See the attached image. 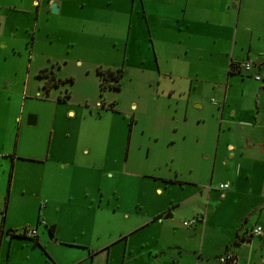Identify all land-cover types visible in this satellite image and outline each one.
Wrapping results in <instances>:
<instances>
[{"label": "crops", "instance_id": "0c3cea01", "mask_svg": "<svg viewBox=\"0 0 264 264\" xmlns=\"http://www.w3.org/2000/svg\"><path fill=\"white\" fill-rule=\"evenodd\" d=\"M131 2L132 18L125 35L123 9L119 15L125 0H0V181L8 178L7 197L0 203V264H11L17 255L22 256L19 258L26 264H110L111 244L105 242L94 249L88 244L87 237H91L94 224L95 234L101 238V227L108 224L112 215L121 227L118 240L122 242L121 264H213L209 256L202 257L201 251L197 260L191 262L181 249L188 243L187 238H178L177 242V236L173 235L176 236L174 240H164L159 228L154 226L164 224V215L170 219L175 216L172 211L180 203L164 192L169 184L179 182L184 185L183 182L154 173L140 177L125 164L120 172L130 169L128 172L138 181L149 179L151 182L127 192L124 190L129 180L112 182L115 185L112 188L121 190L114 198L103 191V186L114 178L103 173L110 162L105 154L107 145L103 148L100 143L105 130L84 129L82 140L93 143V149L82 148L79 152L75 143L59 138L53 121L57 116L51 113L55 130L46 145L40 142L28 148L22 136L20 147L17 141L12 145V133L14 129L19 132V123L33 127L40 118L36 110L25 116L23 112H13L16 100L21 102L28 87L33 66L31 53L36 42L52 44L59 41L64 29L84 32L87 23L91 24L98 16L101 20H96L97 24L103 22L106 29L109 14L105 10L109 7L118 8L116 15L112 11L111 30L112 40L116 44L120 40L123 44V63L131 61L126 55L132 31L135 35L148 36L147 67L139 61L143 55L140 46L133 49V54L140 56L137 55L132 67L142 68L141 72L148 71L152 77L151 85L157 92L159 105L149 135L154 141L168 137L173 124L183 123L190 111H195L193 124L196 130L185 135L195 138L205 161L210 158L213 164L211 177L214 172L220 175L216 185H228L225 190L215 186L214 193H219L221 199H231L233 206L240 208L242 219L236 229L234 246L239 249L244 242L254 246L256 241H264V0ZM51 5L57 8L55 14L50 12ZM89 28V33H84L85 39H80L81 47L87 37L98 35L94 32L97 29ZM73 42L65 40L66 46L59 60L65 63L72 58L79 67L89 66L90 63L75 52ZM56 50L52 49L47 56L54 59L52 52ZM245 61L253 63L251 72L231 69L232 65ZM48 62L50 67L46 62L38 63L32 69L33 75L38 77L46 70L62 81L53 68L59 66V61ZM117 65L107 67L99 63L92 71H96L97 77L98 69L120 70L122 78L123 71ZM254 75H259L261 80L255 81ZM40 85L45 92L54 88L46 91L45 80ZM63 97L58 96L57 100L63 102ZM208 104L213 107V114L209 116L204 109ZM66 114L75 116L72 110H67ZM87 116L99 119L101 115L89 113ZM30 119L34 120L33 125H28ZM205 132L211 137V145L204 146ZM118 155L117 144L110 156L118 159ZM127 157L129 161V150ZM193 177L197 181L199 176ZM192 187L191 195L182 203L203 197L205 192L201 186ZM14 196H20L24 200L23 207L29 206V210H33L32 217L24 218L18 224L7 223L10 200ZM196 205L189 218L201 216L204 221V215L199 213ZM251 221L253 223L245 227ZM201 222L194 226L199 227ZM256 226L262 228L263 234L249 236ZM192 227L186 228L187 235L196 232ZM32 228L36 230V243L21 237L24 230ZM174 245L178 253L172 258L167 252ZM238 249L232 251L227 247L224 252L233 254L237 264L255 261L253 252L246 258L238 256ZM217 264H220L219 258Z\"/></svg>", "mask_w": 264, "mask_h": 264}, {"label": "rangeland", "instance_id": "374dc122", "mask_svg": "<svg viewBox=\"0 0 264 264\" xmlns=\"http://www.w3.org/2000/svg\"><path fill=\"white\" fill-rule=\"evenodd\" d=\"M131 5V0H125L124 7L119 8V15L123 9L125 35L127 34L129 21L132 18ZM117 9V7H109L105 10L109 14V24L106 29L103 22V29H101L102 25L97 24L96 20H101V17L98 16L96 20L92 19L91 24L89 22L87 23L84 32H80L79 30L77 32L74 29H64L62 30L61 40L59 41H55L52 44L46 41L36 42L34 51L31 53L33 66L29 72L28 87L21 98V102L16 100L13 106V112H23V116H25L27 112L36 110L40 113V118L38 124L33 127H26L21 124L22 122L19 123V132L14 129L12 133V145H15L17 141L18 147H20L21 136L23 143L28 148L40 142L46 145L50 140L51 132L55 130V127L52 126V119L50 118L51 113L57 116V119L53 121L59 132V138H63L68 143H75L79 152L82 148H87L90 151L93 149V143H85L82 140L83 133L85 132L84 129L105 130L106 134L100 143L103 145V148L107 145L105 154H108L110 162L108 163L106 171L103 173L108 177L114 176V178L109 180V184L107 183L103 186V191H106L110 197L114 198L118 193H121V190L118 187L115 189L112 188L115 186L112 182H119V179L129 180V185L124 190L126 192L138 190V185L143 188L148 182H151L149 179H140L138 181L135 175L128 172L130 169L125 172H120L119 170L125 164L130 165L132 167L131 169L138 173L140 177H149L150 173H154L166 177V179H170L171 176L172 179L183 182L184 185L179 182L169 184L164 192L165 195H169L174 201L180 203L172 211L175 216L170 219L165 218L166 216L164 215L162 220L164 222L162 224L163 226H158L155 223L154 226L159 228L158 230L163 235L162 238L164 240H174L176 236L177 240L178 238H187L188 245L186 244L181 249L184 250L183 255L188 257L187 259H191V262L193 259L197 260L198 254L201 251L202 257L206 258L209 256L211 262L217 264L218 258L225 253L224 251L227 247H230L232 251L238 249L234 246L233 240L236 237V229L240 226V220L242 219L240 208L236 205L233 206L231 199H221L219 193H214L216 192L213 190L217 186V176L220 175L214 172L213 177H211L213 164L210 158L208 161H205L204 157L200 154V148L195 138L185 135L186 132L192 133V131L196 130L193 124L195 122L194 118L196 117L194 115L195 113H193L195 111H190L191 113H189L183 123L180 121L179 124H173L171 130L169 129L168 131V137L154 141L149 135V129L153 126L155 112L158 110L156 108L159 105L158 100H156L157 92L155 87L151 85L152 77L148 71L144 70L141 72L142 68L136 70L132 67L134 60L139 55V53L133 54V49L137 46L143 48V55H139V61L144 62V68L147 67V53L149 52L148 36L147 34L135 35L132 31L128 54L126 55L127 59L131 61L123 63V44L120 40L117 44L112 40L114 36L111 30V24H113L111 22V18L113 17L112 11L114 10L116 15ZM89 27L93 31L97 29L94 32L98 35L93 38L87 37L84 45L81 47L79 42L85 39L84 33H89ZM117 31L120 34L121 28L119 30L117 29ZM102 34L105 36L101 37ZM68 39L69 41H74L75 47L73 49L90 63L89 66L79 67L72 58L65 63L59 60L63 55L62 50L66 46L65 40ZM131 42H135V44H131ZM52 49H58L52 52V55H55L54 59L47 56V53ZM48 60L52 62L56 61V63L59 61V66H54L53 68L57 77L62 79V83L58 87H54L48 92H45L40 85L43 83V79H38L37 76L33 75L32 69L41 62H46L48 67H50L51 65ZM99 63L107 67L118 64L116 67L121 68L123 76L119 82L120 87L118 89L107 87L100 90V80L95 75L96 71H92ZM50 73L46 71V79L50 78ZM55 79L53 77L54 81ZM51 82L52 80L48 81L49 84ZM66 93H68V98L65 101L57 100L58 96L62 97ZM63 103L65 105H62ZM204 109L207 110L208 116L209 114H213L211 112L213 110L211 105L208 104ZM67 110H72L75 116H68L66 114ZM89 113L92 115L100 114L101 116L99 119H91L88 116L86 117V114ZM29 115L32 114L29 113ZM204 139V146L211 145V137L206 132ZM117 144L119 152L118 159L111 158L110 155H112L113 147ZM128 150L129 161L127 157ZM194 175L199 176L196 177L197 181H194ZM196 184L203 188L205 192L203 197L192 201L187 200L182 203L183 200L191 195V188ZM7 193L8 178L5 180L1 178V204L6 199ZM21 199L20 196L11 198L7 223L18 224L24 218L33 216V210H29V206L28 208L23 207L24 204L22 202L24 200ZM194 204L199 206V211H201L199 213L204 215L205 220L200 223L201 225L199 227H192L194 228L193 230H196L195 233L187 235L186 232L188 230L182 226V222L191 219L189 218V213L192 212ZM115 217V215L109 216L108 224L101 227L103 232L101 238L96 236L95 225L93 224L91 237H87V240L88 244L94 249L103 246L105 242L110 243V264H121L119 253L121 252L122 242H118L121 227L118 226ZM251 223L253 221L247 222L245 227H248ZM255 239L252 238V240ZM228 242L229 244H227ZM244 243L237 250L238 256H244L246 258L249 256L250 258V253L253 252L255 261L249 260V264H264L262 263V258L264 260V241H256L254 246L249 245L248 242ZM199 245L201 250L199 249ZM177 253V247L174 245L168 250L167 255L173 258L177 256ZM19 257L22 256L17 255L15 258L13 257L11 264H26ZM130 264H134V262H130Z\"/></svg>", "mask_w": 264, "mask_h": 264}, {"label": "built area", "instance_id": "2783aa9c", "mask_svg": "<svg viewBox=\"0 0 264 264\" xmlns=\"http://www.w3.org/2000/svg\"><path fill=\"white\" fill-rule=\"evenodd\" d=\"M232 70L235 71H242L245 73H249L252 71L253 66L252 63H250L249 61H245V62H241L237 65H232L231 66ZM253 79L255 81H260L261 77L259 75H254ZM217 189L219 190H225L228 188L227 184H219L217 187ZM198 221H202L203 222V217L201 216H196V217H192L189 220L183 221L182 222V226L184 228H191L192 226L196 225V223ZM41 224H44V221L40 222ZM263 234V230L261 227L256 226L255 228H253V230L250 232L249 236H261ZM23 235L27 238H34L36 236V230L34 228L32 229H26L23 231ZM219 263L220 264H237V258L230 253H225L224 255L219 257Z\"/></svg>", "mask_w": 264, "mask_h": 264}, {"label": "trees", "instance_id": "16d2710c", "mask_svg": "<svg viewBox=\"0 0 264 264\" xmlns=\"http://www.w3.org/2000/svg\"><path fill=\"white\" fill-rule=\"evenodd\" d=\"M45 74H46V70L45 71H41L39 73L38 77L42 78L43 80H45L44 89L46 91H48L52 87H57V86H59L62 83V81L57 80V79H55V81H54L53 77H55V76L52 73H50V78H47V79H46ZM97 75H98V78L100 80V84H99L100 85V90H103V89H105L107 87H111V88H114V89H118L119 88V86H120L119 85V81L121 79V71L120 70L112 72L110 70H100V69H98L97 70ZM49 80H52L51 84L48 83ZM66 98H68V93H66L64 95V97H63V99H66ZM21 237H25L23 235V232L21 234ZM28 239H30L34 243H36V240L34 238H28Z\"/></svg>", "mask_w": 264, "mask_h": 264}, {"label": "water", "instance_id": "95a60500", "mask_svg": "<svg viewBox=\"0 0 264 264\" xmlns=\"http://www.w3.org/2000/svg\"><path fill=\"white\" fill-rule=\"evenodd\" d=\"M50 12L51 13H56L57 12V8L55 5H51L50 6ZM259 63H256V65H258ZM34 124V120L30 119L29 122H28V125H33ZM165 218H168V216H166Z\"/></svg>", "mask_w": 264, "mask_h": 264}]
</instances>
